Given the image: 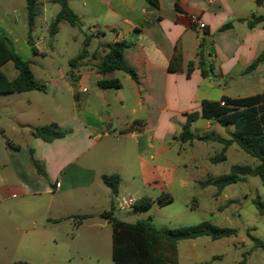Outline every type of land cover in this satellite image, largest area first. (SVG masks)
Here are the masks:
<instances>
[{"label":"crops","instance_id":"obj_1","mask_svg":"<svg viewBox=\"0 0 264 264\" xmlns=\"http://www.w3.org/2000/svg\"><path fill=\"white\" fill-rule=\"evenodd\" d=\"M79 1L80 7L88 8L94 16L93 24L87 26L67 0L69 8L79 21L75 27H80L85 32L80 50H85V56L73 70L74 78L69 76L70 70L63 73L58 67L48 68L49 82L59 84V91L53 93V96L60 93L70 98L67 115L51 119L48 124L54 123L67 133L62 138L44 142L32 135L31 129L34 127H31V140L26 145L29 149V161L20 155L24 151L21 145L10 144L9 157L13 169L18 173L14 184L3 182L0 186L3 200L46 196V214L50 213L51 201L56 196L70 191L87 193L96 189L105 195L109 191L110 196H104L106 206L103 208V212L108 211L109 205L111 207L114 202V196L103 184L101 177L118 175L117 195L123 196L121 181L128 158L134 162L137 171L131 178L135 180L139 176L146 186L151 185L153 178L154 183L156 177L161 178V170H165L167 174L161 194H168L166 191L176 168L170 160L162 159V156L168 152L170 141H177L178 137L181 139L186 115L199 114L204 103L220 102L221 105L223 97L232 100L264 92V59L255 68L247 70L264 50V27L256 25L249 28L246 22L251 16H264L262 0ZM40 2L43 6L39 18L38 14L36 18L42 20L45 3L53 2L37 0V9ZM197 22L204 27L200 29ZM41 24L43 29L44 23ZM226 24L230 26L222 29ZM35 29L33 28L32 33ZM4 33L14 44L11 32ZM33 42L37 49L34 55L41 54V40ZM118 42L129 45L123 57L134 70L136 81L122 71L119 72L128 78H117V71L104 75L97 73L96 65L108 50L107 47ZM90 45L93 50H89ZM114 79L120 82L117 89L98 86L101 80ZM57 109L63 111L62 100H58ZM24 123L23 126L30 127ZM228 126L230 125L223 127L215 121L199 117L191 123L190 131L195 136L210 135L228 139L233 131V126ZM216 133L219 135H213ZM212 144L219 145L221 151L222 145L217 142H188L189 148L195 149L197 156H203L210 164V158L214 155L210 154L207 147ZM234 146L238 147L232 144L226 149V157L232 149L234 155H239L240 148ZM192 158L193 162L198 161L197 157ZM32 161L42 168L44 176L36 174L42 180L33 176V165L32 173L28 170ZM257 163L256 161L251 167ZM233 165L238 164L231 166ZM199 167L198 162L195 168L200 170ZM185 178L199 185L205 181L192 174L185 175ZM247 179L248 177L236 183L246 182ZM36 181L42 185V189L34 186ZM233 184L226 186L218 194L214 186H209L214 187L213 195L218 197ZM180 185L184 186L185 182ZM260 198L264 202V193ZM233 202L229 197L227 205ZM136 209L133 206L122 210L123 216H113L133 223L135 220L128 217L134 216L133 210ZM43 220L48 222L51 219L44 217ZM235 237L236 235L215 241L206 237L209 240L205 242L200 240L204 237L181 240L186 241V245L179 254L178 244L181 241L177 243V264H212L222 256L212 254L204 261H198L197 252L216 249L231 241L243 247L245 241H238ZM241 259L242 256L237 264Z\"/></svg>","mask_w":264,"mask_h":264},{"label":"rangeland","instance_id":"obj_2","mask_svg":"<svg viewBox=\"0 0 264 264\" xmlns=\"http://www.w3.org/2000/svg\"><path fill=\"white\" fill-rule=\"evenodd\" d=\"M80 2L68 0L70 7L81 16L82 22L91 26L94 16L88 8H81ZM39 6L38 18L43 3L40 2ZM58 12V4L46 2L42 12L43 21L36 18L34 26L36 29L32 33V39L35 42L40 39L39 47L41 49L42 44L43 48L40 50L41 54L34 55L26 42L25 0H0V32H11L10 35L15 40L16 53L31 63L36 82L44 87V91L0 95V186L3 182L14 184L18 173L13 169L9 157L11 146L8 144L21 145L24 151L20 155L29 161V149L26 145L31 140L30 128L48 124L51 119L62 118L69 112V96H62L60 93L53 96V93L59 91V84L49 82L48 68L58 67L63 73L68 72L70 70L68 62L82 49L85 32L80 27H72L63 21L58 26L57 34L50 37L47 29ZM41 21L44 23L43 29ZM0 70L9 80H13L17 75L11 61L3 64ZM115 76L119 79L128 78L119 71L115 72ZM58 100L63 102V111L57 109ZM24 122L30 127L23 126ZM229 127L232 128L231 125ZM217 133L213 135L218 136ZM168 145V152L162 159L170 160L176 168L173 171V180L166 191L172 198L170 202L158 201V197L164 191L166 171L160 169L162 177L155 176L156 182H153V178L151 185L146 186L139 176L135 180L131 178L137 171L134 162L127 159L121 181L123 191L121 195L133 199L147 196L152 201L147 209L133 210L135 215L128 219L149 221L157 229L192 226L201 221L234 229L237 232L235 238L238 241H245L243 247L231 241L216 249L201 250L197 252V258L198 261H204L210 255L218 254L222 258L214 260L212 264H237L238 259L253 247L248 234L264 241V215H259L252 204L253 199L261 197L264 193L259 178L248 177L246 182L233 184L226 188L223 194L214 197V187L202 188L195 181L186 179L185 175L192 174L205 180L227 173L232 164L253 166L256 160L240 149L239 155L236 156L232 149L228 151L223 162L210 164L203 156H197L195 149L189 148L188 142H182L179 137L177 141L172 140ZM207 148L212 156L220 152L217 144ZM192 157H197L198 161L193 162ZM198 162L200 170L195 168ZM27 168L32 173V164ZM32 174L36 179L42 180L37 177L35 168ZM181 182H185V185L181 186ZM34 186L42 189V185L37 181L34 182ZM96 190L87 193L70 191L62 196H56L51 201L49 214L44 211L46 196L6 200L0 196V264H114L111 259V224L102 217L103 208L106 206L104 196L107 198L110 193L108 191L105 195ZM229 197L234 202L227 205ZM112 205L115 217L124 215V212L116 208L115 202ZM219 207L222 208L218 209ZM110 209L109 205L108 211ZM82 215L87 217L80 219L79 216ZM44 217L51 220L42 221ZM200 240L205 242L209 239L204 237ZM185 245L186 241L179 242V254L183 252ZM246 262L264 264V251L252 249L251 253L246 255Z\"/></svg>","mask_w":264,"mask_h":264},{"label":"trees","instance_id":"obj_3","mask_svg":"<svg viewBox=\"0 0 264 264\" xmlns=\"http://www.w3.org/2000/svg\"><path fill=\"white\" fill-rule=\"evenodd\" d=\"M264 2V0H262ZM59 5V12L48 26V33L53 37L61 22L65 21L70 26L75 27L79 21L77 16L69 8L67 0H52ZM37 0H25L27 12L26 17V42L33 53H37L31 33L34 28V21L37 17ZM249 28L256 25L264 27V16H251L246 20ZM226 24L222 29L229 27ZM108 50L97 63V73L104 75L113 71H122L133 80H137L134 70L125 62L123 54L129 45L125 42H118L109 45ZM82 50L75 58L68 62L70 67L69 76L74 78L73 70L78 62L85 56ZM264 59V50L256 60L247 68H255ZM7 61H11L17 75L13 80H9L0 70V95L10 93H24L29 91H44L43 85L36 82L31 72V63L23 60L15 51L11 38L3 31L0 32V68ZM100 88L117 89L120 82L114 80H101L98 82ZM220 102L204 103L201 112L186 115V122L182 128L181 141L192 142L194 140L206 142L213 141L222 145L221 151L210 158L212 164L223 162L226 159V149L232 145H237L241 151L254 158L258 163L251 167L248 165H233L229 173L200 182L201 187L214 186L217 194L226 186L245 180L246 177H258L264 187V92L255 96L228 99L221 98ZM202 118L212 120L220 126L232 125L233 131L228 139L214 137L210 135L195 136L190 131L191 123ZM35 138L44 142H51L54 139L62 138L66 131L61 130L54 123L37 126L31 129ZM11 146L10 144H8ZM35 172L44 176L42 168L37 162L32 161ZM103 184L110 190L113 196L117 195L119 177L118 175H102ZM160 203L171 201L168 194H161L158 197ZM149 197H141L135 203V208L147 209L151 206ZM252 204L259 215H264V202L260 197L253 199ZM84 219L87 216H79ZM104 217L111 224V259L114 264H177V243L181 240L208 237L215 241L222 238L237 235L236 230L231 228L218 227L208 221H201L192 226H179L173 229H157L149 221L137 220L133 223L119 220L113 216V205L109 211L103 212ZM253 242L252 249L264 251V241L248 234ZM252 249L242 255L238 264H246V255Z\"/></svg>","mask_w":264,"mask_h":264},{"label":"built area","instance_id":"obj_4","mask_svg":"<svg viewBox=\"0 0 264 264\" xmlns=\"http://www.w3.org/2000/svg\"><path fill=\"white\" fill-rule=\"evenodd\" d=\"M197 25L200 29L204 27V25L201 24L200 22H197ZM221 105H223V102L221 103ZM114 202L116 203V208L119 211H122V210H126V209H129L135 206L136 200L131 197L115 195Z\"/></svg>","mask_w":264,"mask_h":264}]
</instances>
